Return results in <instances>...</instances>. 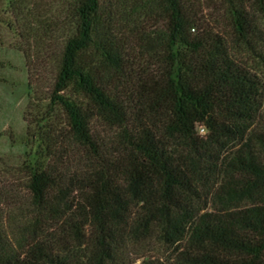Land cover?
<instances>
[{
    "label": "trees",
    "instance_id": "trees-1",
    "mask_svg": "<svg viewBox=\"0 0 264 264\" xmlns=\"http://www.w3.org/2000/svg\"><path fill=\"white\" fill-rule=\"evenodd\" d=\"M7 7L38 48L34 160L0 171V264H127L151 242L171 250L140 264H264V0Z\"/></svg>",
    "mask_w": 264,
    "mask_h": 264
},
{
    "label": "rangeland",
    "instance_id": "rangeland-1",
    "mask_svg": "<svg viewBox=\"0 0 264 264\" xmlns=\"http://www.w3.org/2000/svg\"><path fill=\"white\" fill-rule=\"evenodd\" d=\"M10 0H0V171L18 169L24 161L34 160V148L30 147L27 121L34 116V111L27 110L29 102V90L27 86V68L23 51H27L29 43L30 53L36 52L38 46L35 39L30 44L19 36L23 32V22H14L7 3ZM41 6L48 4V0H36ZM37 3V2H36ZM61 2H53L48 15L56 14V9ZM29 6V5H28ZM33 28L34 25L32 24ZM62 34H57L48 45L50 53L49 68H56L62 47ZM27 44V45H26ZM31 53V54H32ZM263 75V76H262ZM261 76L264 78V73ZM146 73L141 74L140 67H135L130 81H138L145 78ZM44 101L40 103L43 110ZM29 111V112H28ZM27 121H26V120ZM196 132L202 136V128ZM171 249L158 243L135 245L127 249V264H140L144 258H160L168 256Z\"/></svg>",
    "mask_w": 264,
    "mask_h": 264
},
{
    "label": "clouds",
    "instance_id": "clouds-1",
    "mask_svg": "<svg viewBox=\"0 0 264 264\" xmlns=\"http://www.w3.org/2000/svg\"><path fill=\"white\" fill-rule=\"evenodd\" d=\"M204 131H205V130L202 129V133H201V134H203Z\"/></svg>",
    "mask_w": 264,
    "mask_h": 264
}]
</instances>
